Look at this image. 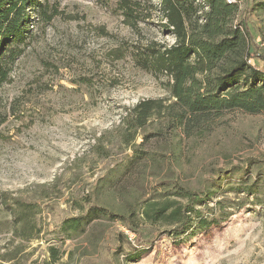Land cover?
Instances as JSON below:
<instances>
[{
  "label": "rangeland",
  "instance_id": "1",
  "mask_svg": "<svg viewBox=\"0 0 264 264\" xmlns=\"http://www.w3.org/2000/svg\"><path fill=\"white\" fill-rule=\"evenodd\" d=\"M41 1L54 15L29 12L30 37L0 85V264H264V116L228 111L188 134L154 116L153 134L135 142L148 157L130 161L126 110L169 98L168 77L136 67L131 54L173 44L165 20L152 11L129 26L115 0ZM262 18H249L259 50ZM249 63L264 70L259 59ZM239 177L257 180L255 194L245 197ZM213 181L220 188L194 206L204 216L229 213L220 224L178 244L171 226L143 220L147 203H187L167 194L174 183L197 191ZM90 206L133 212L139 236L106 217L84 231L62 229ZM135 249L132 262L127 250Z\"/></svg>",
  "mask_w": 264,
  "mask_h": 264
},
{
  "label": "trees",
  "instance_id": "2",
  "mask_svg": "<svg viewBox=\"0 0 264 264\" xmlns=\"http://www.w3.org/2000/svg\"><path fill=\"white\" fill-rule=\"evenodd\" d=\"M115 1L129 26L145 21L152 11H158L165 20L160 26L174 38L171 45L149 44L132 51L136 67L155 76L168 77L169 98L142 100L126 110L122 118V123H127L123 144L131 147L130 161L148 157L149 153L135 142L137 136L147 139L153 134L148 132V123L154 116L164 117L170 129L178 128L186 134L201 129L204 122L228 111L264 116V70L249 63L253 58L264 63V49L255 48L249 25L251 15L264 14V0H234L231 3L226 0H159L156 5L149 0ZM31 11H38L43 20L54 15L41 0H0V85L9 79L11 68L30 37ZM260 21L259 29L263 30L264 18ZM158 131L154 135L162 136ZM242 170L247 169L238 168L237 174L243 176ZM232 178L226 174L224 179ZM236 179L245 197L255 194L257 180L248 185L244 178ZM172 188L174 191L167 194L182 197L187 203L169 199L147 203L141 215L151 225L163 221L171 226L168 235L174 243L180 244L211 225L220 224L230 215L224 212L215 215L211 210L204 216L194 206L205 204L220 188V181H213L211 186L203 185L197 191L177 183ZM96 217L119 221L139 236L132 225L133 212L126 216L97 206H90L84 214L65 220L61 227L72 232L84 231ZM144 244L145 240L137 239L139 247ZM127 251L132 262L138 260L140 253L136 249Z\"/></svg>",
  "mask_w": 264,
  "mask_h": 264
},
{
  "label": "built area",
  "instance_id": "3",
  "mask_svg": "<svg viewBox=\"0 0 264 264\" xmlns=\"http://www.w3.org/2000/svg\"><path fill=\"white\" fill-rule=\"evenodd\" d=\"M228 3H231V2H233L234 0H226Z\"/></svg>",
  "mask_w": 264,
  "mask_h": 264
}]
</instances>
